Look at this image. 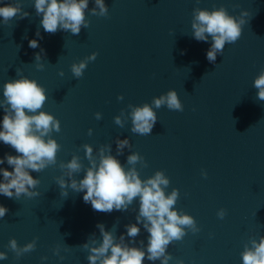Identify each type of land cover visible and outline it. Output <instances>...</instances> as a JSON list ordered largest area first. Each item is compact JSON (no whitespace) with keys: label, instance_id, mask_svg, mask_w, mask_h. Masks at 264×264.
Wrapping results in <instances>:
<instances>
[{"label":"water","instance_id":"95a60500","mask_svg":"<svg viewBox=\"0 0 264 264\" xmlns=\"http://www.w3.org/2000/svg\"><path fill=\"white\" fill-rule=\"evenodd\" d=\"M15 2L0 0V6ZM104 2L107 16L85 10L89 26L82 27L79 35L46 33L34 0H19L27 17L20 19L17 14L7 24L0 18V100L6 81L20 76L34 79L47 97L40 111L60 122V131L52 132L51 138L61 146L57 165L30 172L39 180L33 189L39 196L22 194L16 200L0 194V205L8 209L0 218V251L8 258L0 264H88V250L79 246L93 234L100 242L98 223L129 241L124 226L136 223L138 198L127 211L99 212L83 201V192L69 188L68 195H62L55 180L62 175L59 162L69 161L73 154L88 166L83 144H89L94 155L102 145H111L116 156L117 138H127L131 144L116 156L125 170L130 167L127 155L136 152L147 163V167L135 166L142 180L163 171L170 182L165 193L178 189L176 210L192 216L200 229L196 233L186 229L182 240L168 246L173 257L169 264L177 259L184 264H242L244 245L264 236V101L256 98L253 87L264 68V0ZM93 6L89 0V9ZM221 6L234 17L242 10L248 16L241 37L234 44L226 43L213 64L206 59L210 38L196 41L191 35L192 10ZM33 39L39 44L35 49L28 44ZM41 48L44 55L38 63L43 68L37 69L35 54ZM93 52L96 59L87 63L81 77H74L71 65ZM170 89L176 91L183 111L153 108L157 122L150 135L132 133L130 117L123 128L114 123L121 110L127 115L129 104L151 105L153 97ZM96 112L101 119L95 118ZM3 114L0 108V119ZM5 153L17 155L0 142V159ZM0 168L12 171L6 162ZM83 175L82 169L74 178ZM220 209L226 213L223 219L217 216ZM137 226L140 234L130 246L139 247V241L147 244L148 233ZM13 238L18 246L35 238L36 247L17 259L6 247ZM57 246L59 256L52 251ZM143 264L160 262L145 259Z\"/></svg>","mask_w":264,"mask_h":264},{"label":"clouds","instance_id":"9594fccd","mask_svg":"<svg viewBox=\"0 0 264 264\" xmlns=\"http://www.w3.org/2000/svg\"><path fill=\"white\" fill-rule=\"evenodd\" d=\"M93 3L94 6L89 9V0H34V9L37 16L42 17L40 24L46 33L63 31L79 35L82 27L86 29L89 26L85 10L93 16L106 17L108 14L104 0H93ZM17 14L20 19L29 15L21 10L19 0H16L15 4L4 3L0 6V18H3L4 24ZM247 16L248 12L244 10L240 11L238 17L229 15L223 6L212 10L193 8L191 35L196 41L208 42L210 38V47L206 51V59L210 63L215 64L217 55L223 53L226 43L234 44L241 37V26L246 23ZM36 36H40L39 29ZM28 44L33 49L39 47L35 39L29 40ZM43 55L42 48L35 54L37 69L43 68V64L38 63ZM96 56L97 53L93 52L78 63H73L71 72L74 77H81L87 63L94 61ZM19 72L20 70L16 69V75H19ZM253 87L257 90L256 98L264 101V68L254 78ZM3 97L4 99L0 100V108L4 111L3 118L0 119V142L13 148L17 155L5 153L0 159V164L6 162L12 168V171L0 168V194L16 200L22 194L28 198L39 196L40 193L33 190L39 180L33 178L30 172H40L46 167L57 165L56 154L61 146L51 138V133L60 131V122L53 115L40 111L47 97L44 88L34 79L20 76L18 79L6 81L3 84ZM117 99L122 100L123 96H117ZM161 106H166L169 110L183 111L176 91L170 89L159 97H153L151 105L129 104L130 111L127 115L121 110L120 115L113 118L114 123L123 128L125 121L130 117L132 133L150 135L157 122L153 108L159 109ZM94 116L97 120L101 119L99 112L94 113ZM91 133L92 130L89 129L88 134ZM115 144L116 156L123 155L125 148H131L127 138H117ZM82 148L88 161L86 168L80 157L75 154L69 161H60L58 164L62 175L55 177V180L62 195L66 197V190L69 188L74 192H83L85 203H90L94 210L105 213L113 210L127 211L134 198H138L136 223L124 226L129 241L125 242L124 234L117 237L113 231H106L105 226L98 223L96 227L99 229L100 242H97L93 234L86 243L79 246L88 250V264H143L145 259L169 264L173 257L167 252L168 246L173 241L182 240L186 229L192 233L200 230L192 216L176 210L178 189L172 188L169 193H165L170 182L160 170L142 180L135 166L139 163L142 167H147V163L136 152L127 155L126 163L130 167L125 170L116 156L111 154V145H102L95 155L89 144H83ZM82 169L83 178H74V174L80 173ZM201 175L206 177L203 171ZM7 211L5 206L0 205V218H3ZM225 214L224 209L217 211L220 219H223ZM137 225H142L148 233L147 244L139 241V247L130 246L136 243L132 238L140 234L141 229ZM6 247L19 259L35 249L36 239L23 246H18L14 238L9 239ZM52 251L54 255L59 256V246ZM240 256L242 264H264V236H261L259 241L249 239ZM7 258L6 252L0 251V260ZM59 258L64 259L62 256ZM45 259L47 257H41V260ZM176 264L184 262L177 259Z\"/></svg>","mask_w":264,"mask_h":264}]
</instances>
